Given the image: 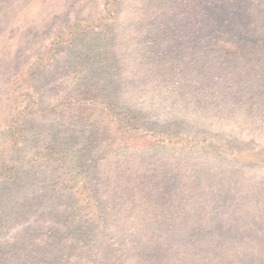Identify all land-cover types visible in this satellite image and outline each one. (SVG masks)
Returning <instances> with one entry per match:
<instances>
[{
    "label": "rangeland",
    "instance_id": "1",
    "mask_svg": "<svg viewBox=\"0 0 264 264\" xmlns=\"http://www.w3.org/2000/svg\"><path fill=\"white\" fill-rule=\"evenodd\" d=\"M0 264H264V0H0Z\"/></svg>",
    "mask_w": 264,
    "mask_h": 264
},
{
    "label": "trees",
    "instance_id": "2",
    "mask_svg": "<svg viewBox=\"0 0 264 264\" xmlns=\"http://www.w3.org/2000/svg\"><path fill=\"white\" fill-rule=\"evenodd\" d=\"M0 170H1V168H0Z\"/></svg>",
    "mask_w": 264,
    "mask_h": 264
}]
</instances>
